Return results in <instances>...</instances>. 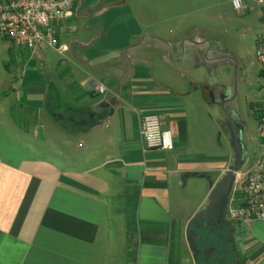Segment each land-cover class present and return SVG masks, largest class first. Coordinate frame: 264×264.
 <instances>
[{"label": "crops", "instance_id": "obj_1", "mask_svg": "<svg viewBox=\"0 0 264 264\" xmlns=\"http://www.w3.org/2000/svg\"><path fill=\"white\" fill-rule=\"evenodd\" d=\"M133 16L136 28L117 55H83L81 73L62 65L60 88L25 71L39 49L12 74L18 81L0 77L11 82L10 106L35 124L32 133L18 126L15 135L1 119L7 100L0 99V264H199L190 222L228 163L210 153L211 90L174 64L179 38ZM204 44L184 41L176 57L205 68ZM151 113L172 130L173 150L145 149L141 123ZM257 249L240 264H264Z\"/></svg>", "mask_w": 264, "mask_h": 264}, {"label": "rangeland", "instance_id": "obj_2", "mask_svg": "<svg viewBox=\"0 0 264 264\" xmlns=\"http://www.w3.org/2000/svg\"><path fill=\"white\" fill-rule=\"evenodd\" d=\"M245 3L247 9L238 12L233 8L230 0H82L79 13L57 30L58 46H67L68 51L60 54L55 48H41L36 52L37 54H34V59L25 71L46 75L53 80L55 88H60L63 86L59 76L61 67L68 65L72 70L81 73L77 67L79 64L76 65L81 56H99L108 53L117 55V50L124 48L128 36L134 31L133 27L136 28L133 14H143L146 20L153 23L150 31L161 29L160 33L164 32L168 38L172 40L179 38L178 42L173 40L174 64L180 63V67H187L197 79L208 82L213 100L219 98L221 93L234 94L235 99L228 109H223L213 102L214 105L208 110L211 132L210 153L213 157H228L227 171L234 165L235 156L225 126L227 112L234 111L246 125L243 136L246 161L238 173L242 176L260 157L264 146L259 132V103L263 97V82L261 65L256 58L263 15L257 0H245ZM161 20L164 22H159L157 25L156 22ZM198 40L205 42L207 54L205 68L193 60L176 57L177 53L182 52L181 44L184 41L188 47L190 43ZM148 43L153 42L148 41ZM186 50L188 53L189 49ZM149 51L147 53H150ZM127 52L128 50H124L122 53L127 56ZM21 59L23 62L17 64V60ZM28 59V52L17 48L10 40L0 35V77L4 74L11 76L12 81H18L16 75L15 79L12 74H17L20 68H24V64L27 63L25 60ZM20 71L23 72V69ZM152 73L156 80H159L158 76L161 75L157 74V67H154ZM161 74L167 77L162 72ZM10 87L9 80L0 84V99L7 100L5 106L7 113L3 114L1 119L11 125L15 135H20L21 129H18V126L21 128L25 126L32 133L35 124L25 120L17 108L10 106L12 102L8 99L12 92ZM36 126L39 127V123ZM43 134L41 130L36 138V144L34 143L38 148L44 146ZM216 177L217 175H214L213 180ZM232 221V226L223 225L224 230L221 232L214 230H219L217 225L209 230L208 227L195 229L197 235L202 233L196 249L200 254L211 251V264H240L243 260L254 257L258 247L264 253L262 246L264 222ZM207 236L212 238L206 240ZM233 248L238 251V255L231 254ZM259 259L264 260V254ZM198 262L205 264L204 257L198 256Z\"/></svg>", "mask_w": 264, "mask_h": 264}, {"label": "built area", "instance_id": "obj_3", "mask_svg": "<svg viewBox=\"0 0 264 264\" xmlns=\"http://www.w3.org/2000/svg\"><path fill=\"white\" fill-rule=\"evenodd\" d=\"M82 0H0V35L10 40L17 48L36 52L44 47L55 48L60 54L67 46H58L57 30L63 23L79 13ZM238 12L247 9L245 0H230ZM263 15L262 30L258 35L256 58L261 65L263 97L259 103V132L264 144V0H257ZM106 88L98 86L97 93ZM141 136L144 147L150 151L174 149L172 130L165 128L158 114L142 118ZM231 220L246 223L264 222V146L260 157L236 182L228 205Z\"/></svg>", "mask_w": 264, "mask_h": 264}, {"label": "water", "instance_id": "obj_4", "mask_svg": "<svg viewBox=\"0 0 264 264\" xmlns=\"http://www.w3.org/2000/svg\"><path fill=\"white\" fill-rule=\"evenodd\" d=\"M230 146L234 151V165L225 173L214 187L206 207L199 211L191 220L188 230V239L192 249L197 243V235L191 227H199L200 222H207L212 215L217 214V220L224 221L228 213V205L238 173L245 165L246 147L240 138L231 137ZM221 223V222H220Z\"/></svg>", "mask_w": 264, "mask_h": 264}, {"label": "flooded vegetation", "instance_id": "obj_5", "mask_svg": "<svg viewBox=\"0 0 264 264\" xmlns=\"http://www.w3.org/2000/svg\"><path fill=\"white\" fill-rule=\"evenodd\" d=\"M234 99H235L234 94L221 93L220 97L219 98L216 97L215 100L212 99V102L218 103L223 109H228L232 105ZM225 126L227 128L230 139L233 136L235 138H240L242 140V142H244L243 136H244V133L246 131V125L237 116V114L234 111H228L227 112V121H226ZM233 153H234V151H233ZM234 156H235V154H234ZM217 217H218L217 214L212 215L211 218L209 219V221H207L205 223L200 222L199 227H196V228H198V229L207 228L211 224H214V226L217 225L218 227L223 226V225L232 226L231 224L233 223V221L231 220L228 213H227L226 219H224L223 222L220 220L218 221ZM208 251L203 252L201 255L207 257V259L208 258L210 259V258H212V253H211V251L210 252H208ZM198 254H200V252ZM231 254H237L238 255V251L233 248V249H231ZM231 264H233V263H231Z\"/></svg>", "mask_w": 264, "mask_h": 264}, {"label": "trees", "instance_id": "obj_6", "mask_svg": "<svg viewBox=\"0 0 264 264\" xmlns=\"http://www.w3.org/2000/svg\"><path fill=\"white\" fill-rule=\"evenodd\" d=\"M211 228L214 229V224L209 225L208 229H211ZM214 230H215V231H219V232L222 231V230H220V228H219V230H216V229H214ZM201 234H202V233H198V235H197V233H196L197 237L200 236ZM198 244H199V240L197 239V245H198ZM196 252H197V254H198V253H199V250H196ZM199 256H202V255L200 254ZM203 257H204V262H205V264H211V259L208 260L207 257H205V256H203Z\"/></svg>", "mask_w": 264, "mask_h": 264}]
</instances>
